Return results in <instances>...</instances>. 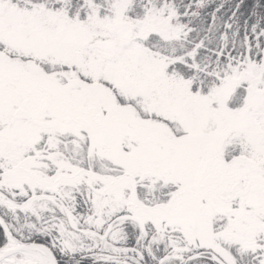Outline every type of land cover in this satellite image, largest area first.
<instances>
[{
    "label": "snow or ice",
    "instance_id": "1",
    "mask_svg": "<svg viewBox=\"0 0 264 264\" xmlns=\"http://www.w3.org/2000/svg\"><path fill=\"white\" fill-rule=\"evenodd\" d=\"M0 264H264V0H0Z\"/></svg>",
    "mask_w": 264,
    "mask_h": 264
}]
</instances>
